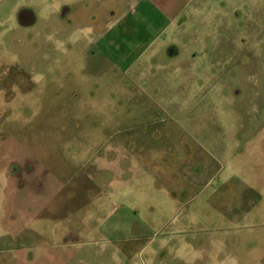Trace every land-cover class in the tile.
I'll use <instances>...</instances> for the list:
<instances>
[{"label": "rangeland", "instance_id": "374dc122", "mask_svg": "<svg viewBox=\"0 0 264 264\" xmlns=\"http://www.w3.org/2000/svg\"><path fill=\"white\" fill-rule=\"evenodd\" d=\"M24 1L37 21L0 26V264H264V0L192 8L177 56L173 26L100 42L130 0Z\"/></svg>", "mask_w": 264, "mask_h": 264}, {"label": "crops", "instance_id": "0c3cea01", "mask_svg": "<svg viewBox=\"0 0 264 264\" xmlns=\"http://www.w3.org/2000/svg\"><path fill=\"white\" fill-rule=\"evenodd\" d=\"M34 3L43 4L47 14L52 15V10L61 6L62 8L70 9L73 4H83L91 0H33ZM98 1V0H95ZM131 11L115 18L112 24L115 25L113 30L107 29L105 33L99 35L100 42L106 49L116 51L113 48V39L122 40L130 37L133 42L138 39H149L150 44L159 39L161 33L173 28L170 31L169 38L165 41L168 48V56H177L180 53V46L177 43V38L180 36V30L189 18V12L202 5H208L209 0H198L197 3L190 5L194 0H130ZM115 5L117 1L114 0ZM24 0H0V26L10 21L13 13H15L16 20L21 26H29L37 21V14ZM37 3V4H38ZM39 5V4H38ZM184 15V16H183ZM105 20L102 21V24ZM107 23V21H105ZM88 25H94L95 22L88 21ZM131 24L141 26V33L138 31L128 30L125 25ZM184 33V32H183ZM146 35V36H145ZM145 37V38H143ZM180 38V37H179ZM175 41V42H174ZM193 46V45H192ZM196 48H192L194 52ZM156 51V50H155ZM154 51V52H155ZM158 51V49H157ZM159 52V51H158ZM155 54V53H154Z\"/></svg>", "mask_w": 264, "mask_h": 264}]
</instances>
